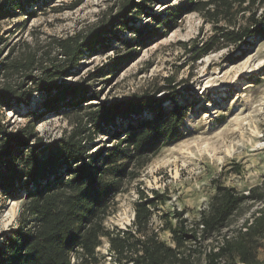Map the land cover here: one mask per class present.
Segmentation results:
<instances>
[{"label": "trees", "instance_id": "1", "mask_svg": "<svg viewBox=\"0 0 264 264\" xmlns=\"http://www.w3.org/2000/svg\"><path fill=\"white\" fill-rule=\"evenodd\" d=\"M41 1L45 2L0 0V22L19 10L27 12ZM155 1L122 0L116 16L101 20L88 33L59 40L65 63L48 64L43 55L30 49L0 62V111L29 105L32 93L42 92L44 110L32 111L35 119L59 113L80 118L68 136L50 142L39 137L34 123L8 132L0 121V195L24 200L17 228L0 235V264H78L73 260L81 258L88 264H99L97 249L103 239L116 264H264L254 250L256 237L264 235L263 184L244 194L216 183L197 227H187L183 211L174 212L176 223L166 220L172 244L151 229L153 208L157 199H162L157 192L155 197L141 194L127 229L105 225L113 199L127 181L138 177L135 171L146 166L163 146L182 138L181 126L193 105L170 81L155 90L165 92L161 98L147 90L85 111L92 103L84 105V101L98 93L89 95V90L59 83L57 78L67 76L88 50L106 49L115 41L128 48L149 46L155 38L151 39L152 35L164 37L163 32L176 26L183 11L202 13L216 29L195 52L198 59L228 46L247 48L264 39V0H189L157 15L149 11ZM142 15L152 17L159 26L135 28L130 24ZM221 22L226 25L221 26ZM125 29L133 30L134 38L117 35V30ZM135 53L133 49L125 56L111 58L105 67L114 70ZM103 69L92 76L104 74ZM181 98L187 103L182 104ZM166 101L170 105L165 106ZM98 134H109L116 141L93 153L91 143ZM249 202L263 206L258 216L255 213L252 220L243 223L238 237L227 238L218 251L207 253L198 263L183 250L190 241H198L200 233L203 238L220 234Z\"/></svg>", "mask_w": 264, "mask_h": 264}, {"label": "rangeland", "instance_id": "2", "mask_svg": "<svg viewBox=\"0 0 264 264\" xmlns=\"http://www.w3.org/2000/svg\"><path fill=\"white\" fill-rule=\"evenodd\" d=\"M27 12L18 11L0 22V62L7 56L19 55L30 49L43 55L48 64L65 63L59 52L58 41L76 33H88L101 20L116 16L122 0H43ZM141 1V0H136ZM189 0H158L149 11L165 12L167 8L182 6ZM74 6V7H73ZM135 28L159 26L153 18L142 15ZM221 26L226 25L224 22ZM117 35L134 38L133 30ZM165 36L147 47L128 48L115 41L103 49L83 54L78 66L58 77L59 83L82 87L97 96H89L84 105L99 108L134 93L151 91L170 84L191 103L192 109L184 120L183 136L162 147L143 168L135 171L137 178L127 181L124 189L112 201L105 219L108 228L127 229L135 217V203L141 194L162 199L153 208L151 229L167 244L172 235L165 227L173 223L175 211H183L187 227H197L201 212L208 208L216 190V183L233 187L249 194L251 189L264 185V39H257L247 48L228 46L204 57L195 52L215 33L214 23L202 13L183 11L177 24ZM163 32V33H162ZM195 48H191L192 46ZM137 53L125 58L114 70L105 67L111 58L125 56L131 50ZM100 68L104 74L92 76ZM39 73V72H37ZM3 76L0 73V84ZM157 98L165 96L160 90ZM44 94L34 92L29 105L18 104L3 108L0 121L8 132L35 124V131L44 141H57L68 136L80 118L75 115L48 114L35 119L32 111L41 112ZM184 99V98H183ZM181 98V103H187ZM165 106L170 105L166 101ZM87 107V106H85ZM67 112V111H66ZM91 143L92 152L115 143L109 134H98ZM24 200L7 199L0 195V235L17 228ZM262 203L249 202L234 216L230 226L220 234L190 241L183 250L191 253L195 263L203 261L207 253L218 251L227 238H236L243 223L262 208ZM243 231L246 228L242 229ZM255 254L264 263V235L256 237ZM99 264H116L111 258L109 244L103 239L97 249ZM78 264H88L82 258Z\"/></svg>", "mask_w": 264, "mask_h": 264}]
</instances>
